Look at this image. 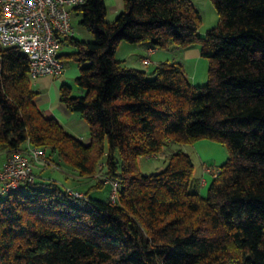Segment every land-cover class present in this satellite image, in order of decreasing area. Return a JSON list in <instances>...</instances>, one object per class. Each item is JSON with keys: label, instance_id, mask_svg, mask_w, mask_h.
I'll return each instance as SVG.
<instances>
[{"label": "trees", "instance_id": "16d2710c", "mask_svg": "<svg viewBox=\"0 0 264 264\" xmlns=\"http://www.w3.org/2000/svg\"><path fill=\"white\" fill-rule=\"evenodd\" d=\"M211 2L218 21L203 36L193 0H123L110 22L105 0L70 10L93 40H63L75 47L82 94L61 83L59 102L84 117L89 141L37 106L27 57L0 47L5 159L30 144L79 176L97 171L118 182L114 202L36 173L1 192L0 264H264V0ZM121 41L197 46L207 82L191 84L180 61L151 71L124 65L115 57ZM201 138L227 149L205 194L180 149L161 170L140 171L138 157Z\"/></svg>", "mask_w": 264, "mask_h": 264}, {"label": "rangeland", "instance_id": "374dc122", "mask_svg": "<svg viewBox=\"0 0 264 264\" xmlns=\"http://www.w3.org/2000/svg\"><path fill=\"white\" fill-rule=\"evenodd\" d=\"M109 0H106L109 5ZM194 4L198 8L201 14V21L198 27L197 32L203 36L206 30L212 26H214L218 21L217 12L211 2V0H193ZM115 13L111 12L110 9H107L106 12V20L108 22L112 21L115 17ZM80 13H76L75 11L70 12V22L73 29V35L76 39L84 40V41H92L93 37L88 29H86L83 25L80 24ZM117 47V52L115 57L117 56L122 61L126 59V62L134 60L131 51L130 44L126 41H121ZM174 48V47H172ZM171 51V49H169ZM176 50V49H175ZM75 52V47L71 44L63 45L60 48V59L63 65L70 70L67 77L61 76L59 78L52 76H41L36 79L30 78V87L37 91V99L36 104L39 108H45L50 104L53 107H57L59 104V87L61 82H65L70 85L71 93L73 95L82 94V89L77 87L75 84V70L78 71L77 63L74 60V55H71ZM177 56V55H176ZM145 57V56H144ZM173 58V54L170 53L169 59ZM182 62L183 58H178ZM150 62V59H149ZM148 62V63H149ZM124 63V62H123ZM134 63V62H133ZM208 59L204 57L192 58L190 60H185L183 62V67L186 73V77L188 81L193 85H205L207 82V71H208ZM125 65V64H124ZM144 65V70L151 71L155 67V65ZM134 67V66H133ZM74 70V71H73ZM51 106V107H52ZM63 120H61L62 122ZM63 125L65 129L72 134L79 133H88L89 132V124L87 121L80 115L78 112H73L72 115L66 118L63 121ZM86 126V128H85ZM85 129H87L85 131ZM85 135V134H84ZM83 135V136H84ZM85 138V136H84ZM83 140V139H82ZM207 143L208 147H204L201 144ZM180 149L185 151L192 159L193 162V175L197 178H205L207 183L205 186L200 187V193L205 194L207 185L212 178V173L215 171L214 168H217L222 161H224L227 157V149L225 145L219 141H214L206 138H201L196 141H192L191 143L185 144H170L165 146L163 149L156 153L147 154L141 157H138L137 164L142 173H153L161 170L167 163L168 155L171 151ZM48 152H46L47 154ZM44 166L36 167L38 170L43 171L39 176H48L50 179L56 180L57 184L61 188H65L67 186L74 185L76 187L77 181L73 179V175L71 171L73 170L68 164L60 162L57 164L56 161H53L48 155L44 158ZM58 162V161H57ZM100 165V164H99ZM211 168L210 172H205V168ZM76 173L77 171L74 170ZM35 172V171H34ZM78 177V174H77ZM81 178V182L79 187L76 189H83L88 191V195L90 197H95L101 200H107L109 198L111 185L109 183H105V180H111L107 177H104L100 172L95 171L91 175H82L79 176ZM76 178V177H75ZM89 188V185L92 184ZM104 185V186H103ZM83 192H80L81 195ZM1 197V196H0Z\"/></svg>", "mask_w": 264, "mask_h": 264}, {"label": "built area", "instance_id": "2783aa9c", "mask_svg": "<svg viewBox=\"0 0 264 264\" xmlns=\"http://www.w3.org/2000/svg\"><path fill=\"white\" fill-rule=\"evenodd\" d=\"M84 0H0V47H15L28 59L31 79L59 76L64 65L59 57L64 39L73 35L70 10ZM149 62V54L141 59ZM46 151L27 144L12 151L0 166V192L17 188L35 179L34 166H44ZM206 167L205 171L210 172ZM216 174V170L212 175ZM111 185L109 198L117 197L116 180H105ZM201 185L205 179L200 178ZM75 195H80L74 192Z\"/></svg>", "mask_w": 264, "mask_h": 264}, {"label": "crops", "instance_id": "0c3cea01", "mask_svg": "<svg viewBox=\"0 0 264 264\" xmlns=\"http://www.w3.org/2000/svg\"><path fill=\"white\" fill-rule=\"evenodd\" d=\"M109 5L107 4L106 0H105V4H106V7L107 9L109 8L111 12L117 14L122 8H123V0H109ZM121 43V42H119ZM119 43L117 44V47H119ZM130 44V51H131V55L135 58H133L134 60L136 61H130L129 63L126 62V59H123V62L125 65L127 66H131V67H136V68H140V69H144V65L141 63V58L144 57V56H147L149 54V59H150V62L146 64L147 65H158L160 62H164V61H180L182 64L183 62H185V60H190L192 58H197V56L200 57V51H199V47L197 46H193V47H189V48H185V49H181V48H178L176 46H172V47H169V48H165V49H158V48H153L151 49V47L146 44V43H129ZM117 47H116V51H115V55H116V52H117ZM171 49V51L169 50ZM176 49V50H175ZM170 53L173 54V58H170L169 59V55ZM177 55V56H176ZM183 58V62L181 60H179L178 58ZM117 59H120L116 56ZM78 68V67H77ZM74 71V70H73ZM70 70L68 68H66L64 66V70L63 72L57 76L56 78H59L61 76H64V77H67L68 74H69ZM78 74V71L75 70V75ZM66 82V81H65ZM64 82V83H65ZM63 83V82H61ZM34 90V89H33ZM36 91V90H35ZM36 99H37V96H36ZM52 105L50 104L49 106H46L44 109L43 108H40L46 115H50V116H54L58 119V121H60L61 124H63V121L70 117L72 115L73 112L69 111L63 104L59 103L57 104V107H51ZM61 120H63L61 122ZM86 128V126H85ZM87 129H85L86 131ZM72 134V133H71ZM85 134V135H84ZM81 139H83L84 141H89V132L87 133H79L78 135L77 134H73ZM85 138H84V136ZM202 146H204L205 148L208 147V144L207 143H202L201 144ZM51 157L55 158L56 155L55 154H52ZM5 159V155L3 152H0V166L3 162V160ZM223 162V161H222ZM40 165H36L34 166V171L36 173V176L37 177H41V178H49L48 176H39L41 172L43 171H40L38 170L36 167H38ZM206 172V171H205ZM71 174L73 175V179L75 181H77V184L76 187H79L80 183L81 182H78L81 180V178L77 177V173L72 170L71 171ZM76 177V178H75ZM205 179V178H204ZM206 179H205V184L203 186L206 185ZM76 187L74 185H71V186H67L65 188L69 189V190H73L74 192L78 191V193L80 192H83L84 190L83 189H76ZM2 195V193L0 192V196Z\"/></svg>", "mask_w": 264, "mask_h": 264}]
</instances>
